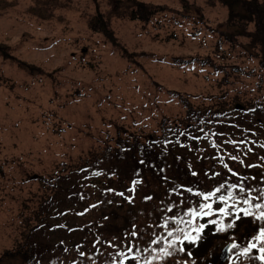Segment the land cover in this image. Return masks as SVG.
<instances>
[{
	"label": "trees",
	"instance_id": "1",
	"mask_svg": "<svg viewBox=\"0 0 264 264\" xmlns=\"http://www.w3.org/2000/svg\"><path fill=\"white\" fill-rule=\"evenodd\" d=\"M216 1L229 10L231 32H206L200 25L204 18L176 13L175 20L162 6L112 1L119 18L158 28L169 23L199 27L218 38L222 52L225 44L238 49L244 35L249 46L241 48L242 56L250 63L228 70L199 62L221 89L207 104L195 105L177 93L181 119L163 118L159 130L145 137L118 126L98 149L40 176L35 208L18 223L29 243L4 256L5 264H187L181 238L193 233L201 238L186 247L191 264L206 259L213 248L195 256L191 247L221 234L236 245L225 264H264V219H258L264 213V0ZM36 12L46 19L44 10ZM97 19L90 29L106 34L99 29L104 19ZM7 49L0 45L4 60L11 59ZM253 59L257 66L250 65ZM16 62L38 74L36 66ZM234 73L258 81L261 96H248L252 91L236 78L245 90L234 91ZM0 172L5 179L2 167ZM125 235L130 238L124 244L108 241ZM57 236L65 240L46 242Z\"/></svg>",
	"mask_w": 264,
	"mask_h": 264
},
{
	"label": "rangeland",
	"instance_id": "2",
	"mask_svg": "<svg viewBox=\"0 0 264 264\" xmlns=\"http://www.w3.org/2000/svg\"><path fill=\"white\" fill-rule=\"evenodd\" d=\"M112 1L0 0V45L11 56H0V168L7 174L5 179L0 175V264L29 243L18 223L35 208L40 176L49 177L62 162L98 149L118 126L145 137L159 130L163 118L181 119L177 93L195 105L207 104L221 89L218 78L199 62L228 70L250 63L242 56L241 48L249 46L244 35L238 49L225 44L222 52L218 38L199 27L169 23L158 28L119 18ZM131 1L168 8L175 20L176 13L204 18L200 25L206 32H231L229 10L216 0ZM38 10H44L46 19ZM97 18L104 19L99 29L109 35L90 29ZM16 61L36 66L38 74L20 69ZM250 65L257 66L258 60ZM231 76L234 91L245 90L236 78L252 91L248 96H261L258 81ZM210 236L200 248L192 246L191 253L206 256L213 247L212 258L207 259L209 254L193 264H221L227 236ZM129 238L108 241L116 246ZM196 238L198 234L181 238L187 264L186 247ZM61 240L57 236L46 242Z\"/></svg>",
	"mask_w": 264,
	"mask_h": 264
},
{
	"label": "water",
	"instance_id": "3",
	"mask_svg": "<svg viewBox=\"0 0 264 264\" xmlns=\"http://www.w3.org/2000/svg\"><path fill=\"white\" fill-rule=\"evenodd\" d=\"M232 246H233L232 244L228 245L224 249L223 253L221 254V262L222 263L225 262L228 259V257H229V251L231 250Z\"/></svg>",
	"mask_w": 264,
	"mask_h": 264
},
{
	"label": "snow or ice",
	"instance_id": "4",
	"mask_svg": "<svg viewBox=\"0 0 264 264\" xmlns=\"http://www.w3.org/2000/svg\"><path fill=\"white\" fill-rule=\"evenodd\" d=\"M241 191H243V189H241ZM204 198L208 199L209 197L205 196ZM208 207L210 208L211 206L209 205ZM244 214L249 215V213H247V212H245ZM192 215H195V213H192ZM258 219H264V213H262L261 216L258 217ZM169 235H171V233H169ZM261 237H264V232L261 233ZM233 247H236V245H233ZM262 251H264V250H262ZM165 255H168V253H165ZM261 258L264 259V256H262Z\"/></svg>",
	"mask_w": 264,
	"mask_h": 264
}]
</instances>
